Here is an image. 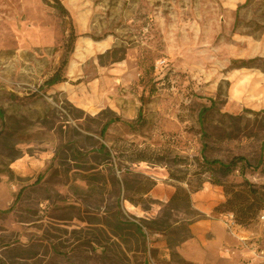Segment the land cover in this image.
Returning <instances> with one entry per match:
<instances>
[{"label":"rangeland","instance_id":"1","mask_svg":"<svg viewBox=\"0 0 264 264\" xmlns=\"http://www.w3.org/2000/svg\"><path fill=\"white\" fill-rule=\"evenodd\" d=\"M60 2L0 0V264H264V0Z\"/></svg>","mask_w":264,"mask_h":264},{"label":"trees","instance_id":"2","mask_svg":"<svg viewBox=\"0 0 264 264\" xmlns=\"http://www.w3.org/2000/svg\"><path fill=\"white\" fill-rule=\"evenodd\" d=\"M54 1V7L63 15H68V11L66 8L63 6V4L60 2V0H53ZM241 6H237L236 8V16L238 15V12L240 10ZM69 33L67 35V38L65 39L64 42V50L66 56L73 51V45L74 41L76 39V34L74 32V29L72 25L69 28ZM64 57L63 60L61 61L60 65L53 71V73L44 81L43 85L44 86H51L60 82L65 81V76H64V68L67 64V57ZM207 112V108H204L200 111L199 113V122L202 121L204 114ZM264 112V111H263ZM140 116V115H139ZM113 121L116 119H112ZM109 123L105 124L104 127L102 128L101 134H104L106 127ZM105 146L101 145L99 149L103 150L105 155H109V152L105 150ZM243 163V165L247 166V161L241 157V156H235L231 160H229L227 163H222L218 160H212V161H207L205 160V163L207 164H212V165H218L219 169L224 175L230 174L234 169L237 163ZM241 175H244V170H241ZM218 183V182H216ZM244 183H248L247 180H244ZM248 185V192H250L249 197L251 198L250 202H247L248 197L243 199V196L238 193L234 194H229V192L225 191L227 194V199L224 202L222 206H225L228 211L232 212L233 215H235L236 221L238 224L244 225L247 223L248 220H250L253 216H255L258 212H260L264 208V193H260L259 191L252 190L251 185ZM176 195V194H175ZM174 195V196H175ZM172 197V199L174 198ZM242 198V199H241ZM11 208H8L4 212H8ZM138 230L139 227L137 226Z\"/></svg>","mask_w":264,"mask_h":264},{"label":"built area","instance_id":"3","mask_svg":"<svg viewBox=\"0 0 264 264\" xmlns=\"http://www.w3.org/2000/svg\"><path fill=\"white\" fill-rule=\"evenodd\" d=\"M231 217H232V216H231ZM261 218H262V219H264V213H263V214H261Z\"/></svg>","mask_w":264,"mask_h":264},{"label":"crops","instance_id":"4","mask_svg":"<svg viewBox=\"0 0 264 264\" xmlns=\"http://www.w3.org/2000/svg\"><path fill=\"white\" fill-rule=\"evenodd\" d=\"M238 245V244H237Z\"/></svg>","mask_w":264,"mask_h":264}]
</instances>
